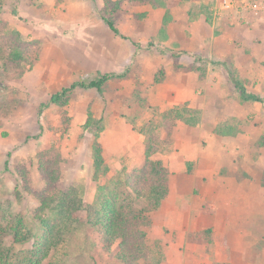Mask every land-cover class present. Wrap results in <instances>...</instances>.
<instances>
[{"label": "rangeland", "instance_id": "rangeland-1", "mask_svg": "<svg viewBox=\"0 0 264 264\" xmlns=\"http://www.w3.org/2000/svg\"><path fill=\"white\" fill-rule=\"evenodd\" d=\"M103 0H0V26L21 34L33 57L20 79L0 76V224L6 264H122L108 253L100 229L79 223L41 228L35 195L45 190L38 174L43 152L60 156V178L84 202L94 204L98 186L120 207L148 202L126 186L147 159L144 127L161 123L162 161L170 193L152 213L150 253L138 264H264V107L242 103L231 74L264 98V0H173L166 11L125 1L116 18L119 34L102 19ZM16 11V12H15ZM15 12V13H14ZM148 13L146 18L139 17ZM167 22V24H166ZM152 45V46H151ZM181 66L195 68L186 72ZM131 70L100 95L79 93L62 110L51 97L79 80ZM103 120L101 144L110 171L94 179L88 109ZM200 112L195 126L164 120L172 109ZM192 110V111H191ZM239 134L215 133L221 123ZM28 241L15 243V229Z\"/></svg>", "mask_w": 264, "mask_h": 264}, {"label": "trees", "instance_id": "trees-1", "mask_svg": "<svg viewBox=\"0 0 264 264\" xmlns=\"http://www.w3.org/2000/svg\"><path fill=\"white\" fill-rule=\"evenodd\" d=\"M125 1L150 5L154 9H163L166 11L165 21L169 17V11L173 5V0H103L102 19L109 29L117 35L119 31L116 26V18ZM147 16L148 13L146 12L139 17L146 18ZM4 28V26H0V76L10 80L20 79L24 76L27 66L33 62V57L25 49L21 34L16 30ZM181 69L186 72L199 71V67L181 66ZM231 77L242 103H260L264 107L263 97L248 92L240 79L235 78L233 74ZM129 79H131L130 68L122 73H101L94 79L79 80L71 86L63 88L51 97L50 103L62 110L67 121V108L79 93L94 90L100 95H104L112 82ZM192 113L194 116L187 118L188 109H172L166 112L163 118L164 120H182L188 125L195 126L199 120L200 112L192 111ZM83 128L92 133L93 136L94 179L96 182H100L103 177L108 176L110 171L101 144V133L105 128L103 120L95 118L91 108H89ZM161 128V123L149 122L146 124L143 130L146 140L141 151L147 162L138 175L129 174L126 180L127 189L138 199L148 202V206L141 209L135 208L131 200L118 207L114 199L108 198L106 193L108 188L104 185L98 186L99 193L96 203L87 205L77 190L67 187L61 182L60 156L50 155V151L41 153L37 171L41 181L45 183V190L39 192L29 187L28 177L25 173L19 172V182L23 184L22 190L35 195L39 201L40 210L48 211L54 216L52 223L41 216H37L36 219L40 221L41 228L47 233L53 234L56 228L62 226L65 228L70 224L79 223L81 212L86 211L88 225L100 229L104 249L111 253L115 248L116 258L122 264H138L140 260L147 258L150 253L148 236L151 215L162 207L170 193L167 168L162 161L151 160V157L163 153L166 149V142L159 133ZM215 133L222 137H235L239 134V130L234 125L225 122L216 127ZM262 183L264 185V179ZM19 228V225L14 227L15 243H25L28 238L19 232ZM7 236L8 228L0 224V264L8 263L6 260L8 254L3 247V241Z\"/></svg>", "mask_w": 264, "mask_h": 264}]
</instances>
